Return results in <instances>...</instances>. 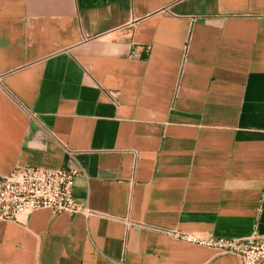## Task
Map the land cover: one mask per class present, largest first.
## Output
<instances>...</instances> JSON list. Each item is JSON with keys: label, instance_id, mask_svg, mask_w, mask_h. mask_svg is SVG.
<instances>
[{"label": "crops", "instance_id": "1", "mask_svg": "<svg viewBox=\"0 0 264 264\" xmlns=\"http://www.w3.org/2000/svg\"><path fill=\"white\" fill-rule=\"evenodd\" d=\"M27 165L92 214L0 221V264H243L165 230L264 237V0H0V178Z\"/></svg>", "mask_w": 264, "mask_h": 264}, {"label": "built area", "instance_id": "2", "mask_svg": "<svg viewBox=\"0 0 264 264\" xmlns=\"http://www.w3.org/2000/svg\"><path fill=\"white\" fill-rule=\"evenodd\" d=\"M10 97L45 134L53 136L52 130L45 125L39 113L24 105L14 94ZM79 170L60 167L56 169L35 165L18 166L0 178V221H19V216L43 208L53 213L92 212L80 206L75 196L76 178ZM173 237L207 246L220 254H233L241 257L243 264H264V237L254 234L246 238L211 237L202 239L190 233L165 230Z\"/></svg>", "mask_w": 264, "mask_h": 264}]
</instances>
